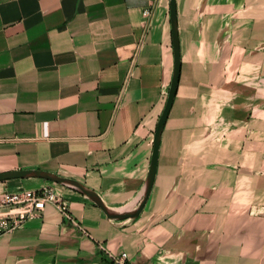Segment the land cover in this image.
<instances>
[{"label": "crops", "instance_id": "1", "mask_svg": "<svg viewBox=\"0 0 264 264\" xmlns=\"http://www.w3.org/2000/svg\"><path fill=\"white\" fill-rule=\"evenodd\" d=\"M181 72L151 194L109 217L54 188L0 264H264V0H176ZM145 9H151L149 16ZM175 68L170 0H0V173L136 208Z\"/></svg>", "mask_w": 264, "mask_h": 264}, {"label": "water", "instance_id": "2", "mask_svg": "<svg viewBox=\"0 0 264 264\" xmlns=\"http://www.w3.org/2000/svg\"><path fill=\"white\" fill-rule=\"evenodd\" d=\"M170 3H171L173 43H174V51H175L174 75H173V80H172L171 88L169 91L167 103L162 112V115L160 116V119H159V122L156 128L155 139H154V150H153L151 168L149 172V178L147 181V185L145 188L142 201L140 202L139 206H137L136 208H125V209H120V210H114L113 208H110L109 206H107L105 202L103 201V199L101 198V196L95 190L91 189L87 185L79 181L61 177L57 174L47 172L44 170H40V169H21V170H13V171L5 172V173H0V180L14 178V177H27V176L40 175L45 178L60 182L64 185L74 187V188L81 190L82 192L87 194L91 199H93L100 207H102L109 217H118L126 213L136 214L139 211H141V209L144 207L145 203L147 202L151 194V191H152V188L155 182L158 160H159V150H160L162 132H163L165 123L167 121V118L169 116V113L171 111L173 102L175 100V96H176L177 88L179 84L180 72H181V50H180L179 27H178V20H177V16H178L177 1L170 0Z\"/></svg>", "mask_w": 264, "mask_h": 264}, {"label": "built area", "instance_id": "3", "mask_svg": "<svg viewBox=\"0 0 264 264\" xmlns=\"http://www.w3.org/2000/svg\"><path fill=\"white\" fill-rule=\"evenodd\" d=\"M151 13V9L144 10L145 16ZM49 203H55L67 212V206L57 191L50 186H43L37 190L25 188L6 190L0 200V236L16 229L29 219L43 216ZM126 257L127 253L123 252L118 257L119 263L127 264Z\"/></svg>", "mask_w": 264, "mask_h": 264}, {"label": "trees", "instance_id": "4", "mask_svg": "<svg viewBox=\"0 0 264 264\" xmlns=\"http://www.w3.org/2000/svg\"><path fill=\"white\" fill-rule=\"evenodd\" d=\"M103 255L102 263L101 264H120L118 259L112 256L110 253H108L105 250L101 251Z\"/></svg>", "mask_w": 264, "mask_h": 264}]
</instances>
